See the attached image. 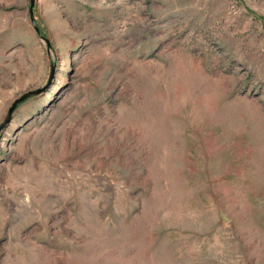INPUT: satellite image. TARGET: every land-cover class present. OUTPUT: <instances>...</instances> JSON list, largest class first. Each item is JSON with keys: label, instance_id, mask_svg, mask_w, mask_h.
<instances>
[{"label": "rangeland", "instance_id": "374dc122", "mask_svg": "<svg viewBox=\"0 0 264 264\" xmlns=\"http://www.w3.org/2000/svg\"><path fill=\"white\" fill-rule=\"evenodd\" d=\"M30 8L0 0V125L41 90L0 127V264H264V0Z\"/></svg>", "mask_w": 264, "mask_h": 264}, {"label": "water", "instance_id": "95a60500", "mask_svg": "<svg viewBox=\"0 0 264 264\" xmlns=\"http://www.w3.org/2000/svg\"><path fill=\"white\" fill-rule=\"evenodd\" d=\"M34 4H35V0H31V8H30V11H31V17H32V22L35 26V28L38 30V26L35 22V18H34V15H33V7H34ZM39 32V31H38ZM53 75V74H52ZM41 90H33V91H29V92H26L24 93L21 97L17 98L13 104L10 106L9 110H8V114H7V118L5 119V121L0 125V127L2 128L3 126L7 125V123L11 120L12 118V114L13 112L16 110V108L18 107V105L20 103H22L25 99H27L28 97H30L31 95H35L37 93H39Z\"/></svg>", "mask_w": 264, "mask_h": 264}]
</instances>
